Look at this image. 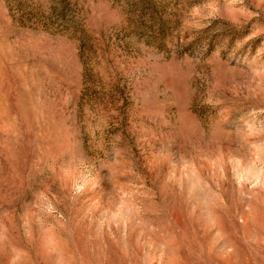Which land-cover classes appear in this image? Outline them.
I'll use <instances>...</instances> for the list:
<instances>
[{
  "label": "rangeland",
  "instance_id": "obj_1",
  "mask_svg": "<svg viewBox=\"0 0 264 264\" xmlns=\"http://www.w3.org/2000/svg\"><path fill=\"white\" fill-rule=\"evenodd\" d=\"M0 264H264V0H0Z\"/></svg>",
  "mask_w": 264,
  "mask_h": 264
}]
</instances>
